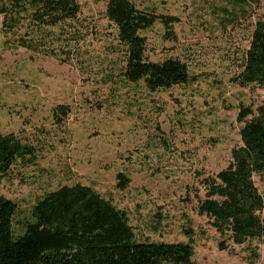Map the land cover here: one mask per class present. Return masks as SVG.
Listing matches in <instances>:
<instances>
[{
    "label": "rangeland",
    "instance_id": "1",
    "mask_svg": "<svg viewBox=\"0 0 264 264\" xmlns=\"http://www.w3.org/2000/svg\"><path fill=\"white\" fill-rule=\"evenodd\" d=\"M78 1L79 19L53 28L48 39L56 54L19 45L0 14V131L37 153L0 182L17 205L14 232L33 219L40 198L80 182L126 211L139 241L192 239L199 262L264 264L263 242L230 241L220 250L226 238L199 214L202 180L225 169L243 144L240 106L257 112L264 104V87L235 81L264 0H132L143 11L180 19L175 36L161 21L141 32L146 57L179 58L196 81L157 91L124 77L125 50L106 15L109 0ZM59 105L68 107L60 120ZM119 172L131 178L125 190L117 187ZM255 181L264 192L259 176Z\"/></svg>",
    "mask_w": 264,
    "mask_h": 264
},
{
    "label": "trees",
    "instance_id": "2",
    "mask_svg": "<svg viewBox=\"0 0 264 264\" xmlns=\"http://www.w3.org/2000/svg\"><path fill=\"white\" fill-rule=\"evenodd\" d=\"M0 14L4 32L18 34L19 45L56 54L48 41L53 28L62 29L78 20L81 5L78 0H0ZM106 15L117 26V38L125 50L123 75L128 81H144L150 91L196 81L179 58L159 62L146 57L148 43L141 32L161 21L175 36L173 25L180 21L178 17L143 11L132 0H109ZM235 81L264 87V18L255 24L243 70ZM67 110L59 105L54 115L60 120ZM238 121L244 123L243 144L232 149V161L225 169L202 180L206 193L205 199H199V214L206 215L226 238L219 242L220 250H228L230 241L264 243V192L255 181L259 176L264 186V104L257 112L241 105ZM36 158L33 145L0 131V182L17 161L33 163ZM130 183L126 173L117 174L119 189L125 190ZM16 212V203L0 190V264H205L194 259L192 239L139 241L128 213L80 182L40 198L32 208L33 219L22 223L20 234L13 227ZM252 254L258 258L256 251Z\"/></svg>",
    "mask_w": 264,
    "mask_h": 264
}]
</instances>
